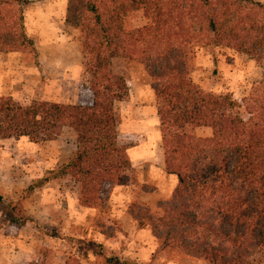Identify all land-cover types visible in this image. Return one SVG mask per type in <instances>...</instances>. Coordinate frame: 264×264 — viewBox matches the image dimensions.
I'll return each mask as SVG.
<instances>
[{
    "label": "trees",
    "instance_id": "1",
    "mask_svg": "<svg viewBox=\"0 0 264 264\" xmlns=\"http://www.w3.org/2000/svg\"><path fill=\"white\" fill-rule=\"evenodd\" d=\"M15 1L27 5L44 0ZM187 1L201 3L203 12L187 8ZM141 10L149 22L129 28L131 13ZM198 18L204 23L199 33L191 23ZM66 24L80 33L83 74L89 76L78 103L23 105L0 96V141L48 142L72 129L77 152L61 174L79 184L80 205L104 206L109 189L134 183L129 147L118 143L115 112V103L129 89L126 79L113 71V60L137 61L151 79L165 170L177 177L178 185L170 200L157 203L160 216L137 201L129 204L128 215L140 228L149 227L164 246L192 258L249 264L252 253L264 246V4L88 0L69 4ZM202 41L248 55L263 67L261 81L242 103L229 93H206L192 81L187 57ZM202 127L212 135L198 137L190 131ZM101 254L105 264H139L104 250Z\"/></svg>",
    "mask_w": 264,
    "mask_h": 264
},
{
    "label": "rangeland",
    "instance_id": "2",
    "mask_svg": "<svg viewBox=\"0 0 264 264\" xmlns=\"http://www.w3.org/2000/svg\"><path fill=\"white\" fill-rule=\"evenodd\" d=\"M87 1H33L40 3L34 11L39 14V22H33L30 33L20 19L25 4L0 0V96L23 105L34 101L78 103L82 84L89 81L83 74L79 31L67 25V36L59 48L35 39L48 38L41 33L57 23L56 16L66 19L71 2L80 5ZM254 1L264 4V0ZM201 5L197 1L186 3L189 9L196 6L200 14L204 10ZM42 16L55 17L42 21ZM127 22L129 28H138L149 21L141 10L131 13ZM191 23L198 33L204 28L200 18ZM39 48L46 49L44 56ZM55 50L63 57H54ZM78 58L82 60V73L76 78L70 63ZM187 65L192 81L204 92L216 96L229 93L240 103L261 81L263 72L250 56L207 41L192 47ZM113 71L126 79L129 89L126 98L115 103L119 145L129 147L130 152L143 141L154 147L159 141L157 154L137 164L130 159L133 171L129 176L134 183L109 189L104 206L87 208L79 203V184L60 171L77 152L72 129L65 128L54 141H0V264H105L102 250L105 255L139 264H211L164 246L149 227L140 228L121 214V208L125 213L129 204L137 201L160 216L157 203L170 200L177 185L170 182L173 175L165 170L156 98L149 90L151 79L142 64L123 58L113 60ZM155 119L157 127H153ZM190 131L198 137L212 135L206 127ZM106 232L112 235L107 237ZM248 262L264 264V246L258 247Z\"/></svg>",
    "mask_w": 264,
    "mask_h": 264
},
{
    "label": "crops",
    "instance_id": "3",
    "mask_svg": "<svg viewBox=\"0 0 264 264\" xmlns=\"http://www.w3.org/2000/svg\"><path fill=\"white\" fill-rule=\"evenodd\" d=\"M40 3L39 2H31L27 5H25V7L23 8V15H24V25L27 29V31L30 33H32V24L34 21L38 20L39 14L38 13H34L35 10H38ZM55 16H42L41 19L42 21L44 20H48L49 18H53ZM57 19V23L56 24H51L47 30H45L43 33L44 35H47L48 38L46 39H41V38H37L35 39L36 42H48L51 44H55L53 46H57V48H59V43H62L64 41V39L66 38L67 34L64 33L68 30V26L66 24V19H61V17L56 16ZM39 22V20H38ZM55 25V26H53ZM53 26V27H52ZM52 27V28H51ZM40 32V31H39ZM66 34V35H64ZM31 35V34H30ZM56 48V47H55ZM40 52L42 53V56H44L46 49H40ZM54 52V57L56 58H62L63 54H61V56H59V50H55ZM44 53V54H43ZM70 65H72L74 70V75L77 76L76 78L80 77L81 73H82V60L80 58L77 59V61L75 63H70ZM150 93L153 94L152 89L150 88ZM155 121V125H153V127H157L158 126V122ZM158 142H156V145L158 147ZM157 147H154L152 144L147 143V142H142L140 143V145L133 147L130 152H128V155L130 157V159L132 160V163L137 164L138 162L141 161H145V160H152L153 157H155V155L157 154ZM134 153V157L131 156V154ZM154 169H158V168H154ZM170 182L176 186L178 185V179L176 176H171L170 178ZM125 194H128V192H125ZM121 214L123 216L126 217V219L133 221L131 219V217L128 215L127 210L125 209V213L123 212V209L121 208L120 210ZM134 222V221H133Z\"/></svg>",
    "mask_w": 264,
    "mask_h": 264
}]
</instances>
